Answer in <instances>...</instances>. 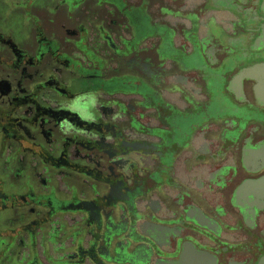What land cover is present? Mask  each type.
<instances>
[{"label":"flooded vegetation","instance_id":"1","mask_svg":"<svg viewBox=\"0 0 264 264\" xmlns=\"http://www.w3.org/2000/svg\"><path fill=\"white\" fill-rule=\"evenodd\" d=\"M0 264H264V0H0Z\"/></svg>","mask_w":264,"mask_h":264}]
</instances>
